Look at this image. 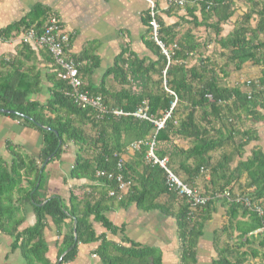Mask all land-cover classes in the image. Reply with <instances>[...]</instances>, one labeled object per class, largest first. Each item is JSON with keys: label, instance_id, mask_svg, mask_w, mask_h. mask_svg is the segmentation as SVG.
<instances>
[{"label": "trees", "instance_id": "1", "mask_svg": "<svg viewBox=\"0 0 264 264\" xmlns=\"http://www.w3.org/2000/svg\"><path fill=\"white\" fill-rule=\"evenodd\" d=\"M191 1H196L193 6ZM191 1L186 0L184 8L193 20H182V31L164 25L160 29V38L166 45L177 44L168 67L167 57L150 37L148 10L144 21L150 39L146 44L156 53V59L125 57L122 52L101 83L88 87L108 107L126 113H133L146 101L148 114L154 119L163 118L177 98L171 117L157 132L153 122L132 115L105 114L103 119H98L93 109L82 108L66 95V83L55 71L51 77V95L44 104L30 100L39 83L30 84L27 74L19 76L14 72L0 77V108L23 115L25 125L38 130L42 139L39 157L13 151L11 164L0 160V234L11 237L10 252H19L22 264L70 263L78 254L79 244L94 242L100 243L95 254L102 264H163L160 249L130 240L125 235V224L116 226L108 218V212L131 205L144 212L155 210L174 218L179 264H196L198 240L217 202L225 206L228 216L225 230L238 233V244L236 249H218L213 264H245V254L239 255L238 248L254 243L250 234L264 225V213L260 215L245 202H237L246 198L264 211V150L256 146L245 158L247 146L259 140L258 127L264 121L261 111L264 109V0H251V7L226 36L222 35V24L229 22L236 12V0ZM198 6L201 22L194 14ZM51 15L58 17L39 7L28 18L0 30V35L15 37L33 26L40 30ZM253 17H256L255 25ZM200 23L214 30L221 48L218 54H207V44L192 34V27ZM97 59L85 52L75 57L80 75H92L99 64ZM245 66L260 67L259 76L254 79L249 75L242 83L228 85L231 70L240 72ZM109 78L116 82L115 88L107 85ZM247 81L251 83L248 85ZM153 135L155 153L159 157L167 156L170 169L190 187L196 190L199 187L198 193L209 197L205 205L194 207L170 192L165 170L146 162L148 138ZM133 141L143 142L139 149L129 152L127 147ZM68 145L75 147L68 178L84 184L77 186V193L72 190L70 204L66 205L60 196L46 193L41 196L40 192L46 165L60 160ZM213 154H218V158ZM121 158L123 168L118 170ZM100 171L106 175L98 176ZM112 172H120L132 182L121 199L109 196L116 186L108 178ZM227 191L230 198L222 195ZM29 203L35 222L22 228L26 221L25 205ZM240 215L249 220L239 219ZM50 219L57 236L62 238L57 242L53 261L48 256L50 245L45 235ZM94 223H101L107 233L119 236V241L108 239L106 233L97 235ZM260 245L264 255V237ZM234 253L237 258L231 261L229 256ZM254 254L258 256L260 250L254 248Z\"/></svg>", "mask_w": 264, "mask_h": 264}, {"label": "crops", "instance_id": "2", "mask_svg": "<svg viewBox=\"0 0 264 264\" xmlns=\"http://www.w3.org/2000/svg\"><path fill=\"white\" fill-rule=\"evenodd\" d=\"M250 1L236 0V12L229 22L222 24L223 36L230 33L236 26L238 18L248 10V7H251ZM155 2L161 27L164 25L165 28L182 31V20H193L187 14L184 5H174L169 0H155ZM194 2L196 1L190 2L191 6L195 4ZM39 7H45L51 14L58 16L62 31L70 37L67 47L68 55L75 59L85 52L90 57L98 58V67L92 75L81 74L87 88L90 84L98 86L101 83L105 72L113 66L116 58L122 52H124L125 57L148 58L150 60H155L157 57L156 53L146 44V40L150 39L148 27L144 21L149 9L146 0H0V30L28 18ZM199 7L196 8L194 14L201 22V9ZM254 18L256 17H253L252 23L255 25ZM192 34L207 44V54L213 52L218 54L221 48L214 30L207 27L206 24L200 23L196 27H192ZM20 36L21 34L15 37L0 35V77H6L7 74L14 72H17L19 76L20 74H27L30 78V84L39 83L38 90L36 89L37 91L32 93L30 100L44 104L51 95L53 87L51 77L54 76V71L58 77L56 66L54 67V62H51L52 56L46 48L31 42L23 43L19 39ZM167 45L169 46V44ZM193 62H196V59ZM112 79L109 78L107 85L110 88H115L117 84ZM261 111L264 114V109ZM23 117L16 111L12 113L0 111V160L7 164H11L15 157L13 151L22 153L23 150H26L30 155L39 157L42 146L41 134L35 128L26 126ZM259 125V140L247 146L245 156H248L256 146L264 150V121ZM129 152L132 151L129 150ZM74 160V152L67 150L58 160V164L53 165L50 162L48 165L46 163L44 172H46L47 177L40 192L41 196L44 193L48 196L58 195L63 199L64 204H70L73 187H77L83 182L68 178V172ZM198 189L199 187L197 191ZM73 191L77 193L75 190ZM216 205L211 220L207 223L203 235L198 240L196 264H213L220 248H237L238 233L230 231L229 233L232 235L230 238L227 229L225 230L228 223L226 208L222 202H217ZM222 209H224L223 213ZM24 212L26 221L22 228L35 222L31 203L25 205ZM107 216L116 226L125 224V235L130 240L142 246L160 249L163 264H179V241L174 218L167 217L155 210L144 212L139 210L136 205L110 211ZM239 219L248 221L249 217L240 215ZM94 229L97 235L106 233L108 239L119 241V236L107 233L101 223H94ZM49 233H53L51 238H55V241L57 229L51 219L45 232L46 239ZM250 235V239L253 238L254 243L238 248L239 255L245 254L243 258L245 264H263L264 255L261 253L260 244H262L264 234L254 232ZM11 243L12 239L9 235L0 234V264H15L17 252H10ZM52 244L48 256L53 261L58 249ZM99 244V242L79 244L76 258L65 264H100V259L95 254ZM254 248L260 250L258 256H255ZM229 257L231 261H235L237 258L235 253Z\"/></svg>", "mask_w": 264, "mask_h": 264}, {"label": "built area", "instance_id": "3", "mask_svg": "<svg viewBox=\"0 0 264 264\" xmlns=\"http://www.w3.org/2000/svg\"><path fill=\"white\" fill-rule=\"evenodd\" d=\"M149 5V13L151 19L149 21V26L151 28V38L152 40L161 48L162 53L167 57L168 64L171 61L173 51L177 47V44L167 46L166 43L160 38V29L161 25L157 19V4L155 0H146ZM171 3L178 6L184 5L185 0H169ZM20 41L23 43H35L41 47L46 48L48 53L52 56L56 70L58 72V77L66 83L65 93L66 95L75 99V101L84 109L90 108L93 109L96 113L98 119H103L105 114H113L115 116L121 115H132L140 120H149L153 122L156 126V132L165 126V122L168 118L171 117V111L177 103V98L172 102L171 109L166 112L161 119H154L148 114V105L147 102H143L141 106L138 107L133 113H126L121 109L108 107L104 104L103 98L100 95H94L86 87L84 80L82 79L79 71V64L73 57L68 55L67 47L69 45L70 37L67 33L62 31V26L58 17L51 15L44 22V25L40 30H37L36 27H29L25 32L20 36ZM166 67V69H167ZM166 71V70H165ZM164 71V72H165ZM251 81H247L249 85ZM168 90V89H167ZM171 94H174L172 91L168 90ZM143 141H133L128 145L127 150L139 149ZM149 149L146 153L145 160L151 165H159L166 172V184L170 192H175L179 197L185 198L188 203H191L192 206H201L205 205L209 197L203 196L197 192L196 189L187 185L172 169L169 167V159L167 156L159 157L155 151L154 147L156 145L155 136H150L148 138ZM118 170L123 168V158H121L117 164ZM98 176H105V171H100L97 173ZM109 179H113L116 182L114 189L109 191V196L117 197L121 199L132 187V182L126 180L120 172L109 173ZM85 192V190L83 191ZM224 197H229V192H224L222 194ZM221 195V196H222ZM243 201L252 211L258 212L260 215H263L264 211L262 207L253 205L250 201H247L246 198H240L237 202ZM256 232H261L264 234V225L258 229Z\"/></svg>", "mask_w": 264, "mask_h": 264}, {"label": "rangeland", "instance_id": "4", "mask_svg": "<svg viewBox=\"0 0 264 264\" xmlns=\"http://www.w3.org/2000/svg\"><path fill=\"white\" fill-rule=\"evenodd\" d=\"M170 46H171V44H170ZM219 63H222V61H220V60H217ZM231 69H233V68H231ZM259 72H260V67H250V66H245V69L244 70H242V71H240V72H237V71H233V70H231V74H230V76L227 78V83H228V85H230V86H235L236 84H238V83H242L246 78H247V76H249V77H252V78H257L258 76H259ZM248 127V125H245V128H247ZM179 144V143H178ZM180 145V144H179ZM184 146H186L187 144H183ZM183 146V147H184ZM67 150H69V152H71V151H75V147L74 146H70L69 147V145L66 147V151ZM24 152V153H23ZM23 154H29L26 150H23ZM213 156L215 157V158H218V154H213ZM247 156H245V158H246ZM53 163V165L55 164H58V160H55V162H51V164ZM49 165V164H48ZM61 167V166H60ZM65 169V168H64ZM66 170V169H65ZM47 177V174H46V172H44V178H46ZM244 179V178H243ZM242 179V181L244 182L245 181V179L243 180ZM241 181V182H242ZM200 186L202 185V183H200L199 184ZM71 188V187H70ZM73 190H76V192H78L79 190H78V188L77 187H73ZM238 190V189H237ZM81 191V190H80ZM80 195H82V193H80ZM263 203H264V201H263ZM222 211V213L224 212V209H222L221 210ZM51 234H53V233H49L48 234V238H47V240L49 241V242H51V243H53L52 245H55L56 246V248L58 249V244H57V242L59 241V242H61L62 241V238L60 237H58L57 236V239L54 241V239L55 238H51V237H53V236H51ZM51 243H50V245H51ZM264 262V261H263ZM15 264H22V259H21V256L19 255V253L17 252V259H16V262H15ZM100 264H102V263H100Z\"/></svg>", "mask_w": 264, "mask_h": 264}, {"label": "water", "instance_id": "5", "mask_svg": "<svg viewBox=\"0 0 264 264\" xmlns=\"http://www.w3.org/2000/svg\"><path fill=\"white\" fill-rule=\"evenodd\" d=\"M0 111L1 112H5V113H12V112H14V111H12V110H7V109H0ZM39 126L41 127V128H43V129H45V130H51L49 127H45V126H42V125H40L39 124ZM57 133V132H56ZM53 155H51L50 157H48L47 159H46V161L42 164V169H43V167L46 165V163L51 159V157H52ZM43 204H45V202H43V203H41L40 205H43ZM74 223H76V220L74 221ZM75 237H76V233H75ZM60 261H61V259H60ZM59 261V262H60ZM57 264H59V263H57Z\"/></svg>", "mask_w": 264, "mask_h": 264}]
</instances>
